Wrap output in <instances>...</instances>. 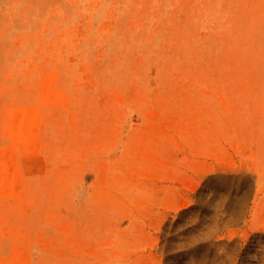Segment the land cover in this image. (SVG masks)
Instances as JSON below:
<instances>
[{
  "label": "rangeland",
  "instance_id": "1",
  "mask_svg": "<svg viewBox=\"0 0 264 264\" xmlns=\"http://www.w3.org/2000/svg\"><path fill=\"white\" fill-rule=\"evenodd\" d=\"M256 208L264 0H0V264H261Z\"/></svg>",
  "mask_w": 264,
  "mask_h": 264
},
{
  "label": "crops",
  "instance_id": "2",
  "mask_svg": "<svg viewBox=\"0 0 264 264\" xmlns=\"http://www.w3.org/2000/svg\"><path fill=\"white\" fill-rule=\"evenodd\" d=\"M263 209L262 208H256L255 209V214L253 215L254 216V220L255 221H258V234L259 235H264V226L262 224V222H264V212H262ZM260 238L263 237V236H259ZM261 264H264V263H261Z\"/></svg>",
  "mask_w": 264,
  "mask_h": 264
}]
</instances>
